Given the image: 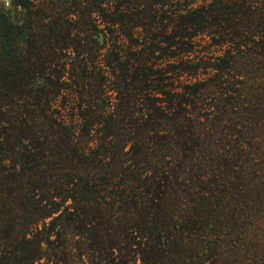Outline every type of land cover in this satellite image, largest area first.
<instances>
[{
	"label": "trees",
	"instance_id": "16d2710c",
	"mask_svg": "<svg viewBox=\"0 0 264 264\" xmlns=\"http://www.w3.org/2000/svg\"><path fill=\"white\" fill-rule=\"evenodd\" d=\"M168 1L0 8V264H264V0Z\"/></svg>",
	"mask_w": 264,
	"mask_h": 264
},
{
	"label": "rangeland",
	"instance_id": "374dc122",
	"mask_svg": "<svg viewBox=\"0 0 264 264\" xmlns=\"http://www.w3.org/2000/svg\"><path fill=\"white\" fill-rule=\"evenodd\" d=\"M203 3H204V0H169L168 3H166L165 8L169 9V11H175L176 8H180L182 10L181 12H185L187 8L197 7ZM0 8L6 9V10H12L13 7L11 5V0H0ZM100 40H102L101 37H100ZM226 49H227L226 45L212 44L211 40L208 37H205L202 39L198 37L193 38L192 43L186 47V51L184 53H182L179 56H174L172 58H169L168 61L174 62L177 65L187 64V65L195 66L194 68H197L198 66L199 67L196 70L194 75H192L194 71H191L188 73H182L181 76H178L177 80H173L174 85L182 86L184 84L206 80L208 76L206 75L207 73H210V75L215 73L216 70L212 68H214L213 66L215 64L219 63L220 61L219 57H223L225 55ZM196 56L200 58L201 60L198 61L195 58ZM220 143L219 145L222 150H219V153H221L223 149L224 151L228 149L234 153H237L238 151L237 144L234 140L231 141L230 143H227V141H221ZM216 144H218V142ZM209 146L213 147L212 144H210ZM217 158H215L216 160H218L217 162H219V160L224 159L223 155L221 156V154ZM222 172H223V167L221 168V173ZM226 174H227L226 172H223L222 174H218L216 177V179H218L220 182L216 188L217 191L219 192L228 185V183L226 182L229 180V177ZM220 193L221 195L219 199H220L221 205L224 206L225 205L224 192H220ZM216 213L220 215L218 220H221V223L223 224L222 226H224L225 224L226 225L228 224L229 229H231V227L234 228V225H233L234 221L233 219H231V217H233L232 212H231L230 218H228L229 215H227L228 214L227 211H224V208L222 207H219V209L216 210ZM221 216H222V219H221ZM223 228L225 229V227ZM139 263L140 261L138 257L136 264H139Z\"/></svg>",
	"mask_w": 264,
	"mask_h": 264
}]
</instances>
